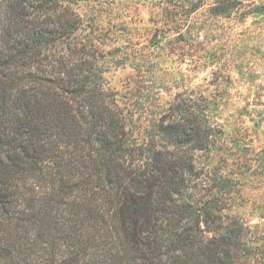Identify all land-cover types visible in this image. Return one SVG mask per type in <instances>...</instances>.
<instances>
[{"label":"trees","instance_id":"trees-1","mask_svg":"<svg viewBox=\"0 0 264 264\" xmlns=\"http://www.w3.org/2000/svg\"><path fill=\"white\" fill-rule=\"evenodd\" d=\"M77 1L0 0V264H264V222L229 208L248 171L264 177V146L239 140L222 189L208 182L213 100L160 104L142 127Z\"/></svg>","mask_w":264,"mask_h":264},{"label":"rangeland","instance_id":"rangeland-1","mask_svg":"<svg viewBox=\"0 0 264 264\" xmlns=\"http://www.w3.org/2000/svg\"><path fill=\"white\" fill-rule=\"evenodd\" d=\"M77 2L84 29L94 30L111 64L106 85L138 112L142 127L160 104L191 95L213 100V153L196 161L222 189L214 179L228 155L240 156L238 141L264 146V12L255 8L264 0ZM248 172L229 208L248 224L264 222V177Z\"/></svg>","mask_w":264,"mask_h":264}]
</instances>
